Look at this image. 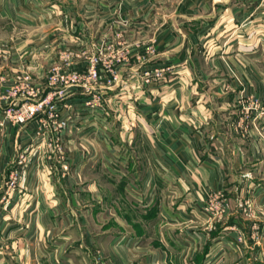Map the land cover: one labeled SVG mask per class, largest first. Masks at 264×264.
Masks as SVG:
<instances>
[{
    "label": "crops",
    "instance_id": "0c3cea01",
    "mask_svg": "<svg viewBox=\"0 0 264 264\" xmlns=\"http://www.w3.org/2000/svg\"><path fill=\"white\" fill-rule=\"evenodd\" d=\"M77 1L65 0L64 32L91 49L102 25L84 18L102 21L105 0H82V10ZM119 1L133 16V42L116 57L117 82L105 91L114 119H106L104 133L89 122L81 139L66 134L78 163L62 177L66 187L56 170H26L25 196L4 201L22 150L45 144L40 131L56 125L41 116L5 127L0 264H102L105 256L109 264H264V115L245 110L247 96L260 100L259 108L264 103V0H192L211 2V9L164 12L168 21L159 27L152 0ZM45 2L0 0V16L36 21L61 12ZM127 42L121 38L120 48ZM40 151L28 158L58 160ZM208 200L219 201L216 210L205 211Z\"/></svg>",
    "mask_w": 264,
    "mask_h": 264
},
{
    "label": "rangeland",
    "instance_id": "374dc122",
    "mask_svg": "<svg viewBox=\"0 0 264 264\" xmlns=\"http://www.w3.org/2000/svg\"><path fill=\"white\" fill-rule=\"evenodd\" d=\"M45 1L48 6L50 4H58L60 6L58 9L61 12L57 13L53 18H44L36 21H32L30 17H18L15 19L14 17L0 16V95L5 93L7 101L6 107L0 112V140H3L5 127L9 123L21 127L41 116H45L44 118L49 123L52 121L56 125L52 128V131L49 129H45V132L40 131L41 135L43 137L46 136L48 139L45 144L42 145L41 141L36 143L34 141L31 144L29 143L24 151L22 150L19 161L15 162V166L11 168V173L5 182L6 193L2 198L4 201L12 200L18 194L25 196V193L21 191V186H24L21 173L26 170L37 168L45 174L50 170L53 172L56 170L59 173L62 188L66 187L62 177L78 164L76 162L74 165L68 155L70 150L65 142L66 134L68 136L75 133L77 138L80 137L81 139L86 136L83 135L84 126L88 125L89 122L94 123L96 127H101L103 133L107 130V126L110 125V121L112 120L111 122H113V116L112 119L108 116L110 113L107 103L109 98L105 91L115 88V83L117 82V80L114 81L117 68L115 65L116 57L121 58L122 53H129L131 48H127V45L128 43L131 45L130 42H133L130 30L133 16L128 12L122 13V3L119 0L115 2L105 0V3L102 4V9H99L102 10V21L98 17L94 18L97 21L92 18H84L89 25L94 23L96 27H98V24L102 25L100 26L102 27V34L93 35L95 42L92 43L91 49L88 47L90 44L87 45V43L81 42V36L75 40L66 36L64 32L66 23L63 22L66 18L62 16L64 13L63 7L66 6L65 0ZM84 3V1L78 0L75 4L79 7L76 8L84 9ZM196 7H199V11L210 10L211 2L206 4L205 2L195 3L192 0H152L150 5L151 10L155 13L154 21L158 27L161 22L168 21L165 16L167 14H164V12L168 13L170 11L173 14L181 10V12L186 11L188 16L195 13ZM109 13H111L112 17H107ZM174 17L171 16V19H174ZM80 20L83 19L76 16L75 21ZM100 21L102 24L99 23ZM238 27L240 28L241 26L239 25ZM121 29H124V31L121 32ZM82 34L85 35V32ZM99 38H102L101 43H97ZM121 38L125 42L126 40L128 41L124 49L120 48ZM152 49L154 51L151 49L149 51L156 54L157 47L155 44L152 45ZM92 58H96L95 61H98L96 68L100 79L97 81L92 80L88 83L85 78L89 74L90 67L93 66ZM82 62L85 63V68L77 69L75 65ZM76 74L81 79L76 78L73 80L72 77ZM78 92L85 99H74V97L76 98L79 95L77 94ZM99 92L104 99L103 111L100 116L90 113L86 104L87 98H91L93 93ZM49 95L52 96H50V100L53 105H56V108L52 109L49 107V109L47 107L45 111L37 112L25 122H18L15 119L16 114L23 109L26 103L38 101ZM71 97H73L72 100H70ZM246 99L249 101L246 105L247 107H245L247 113L260 109L258 112L264 115V103L261 102V107L259 108L258 102L260 100L258 101L257 98L255 99L251 96H247ZM47 105H50V103H47ZM65 108H71L70 114L65 113ZM81 108L88 111L84 116L80 112ZM106 119L107 122L109 121L108 125ZM60 121H64L65 125L62 126ZM40 150L45 155H57L58 160H53L50 163L48 160L28 158L30 152L41 153ZM50 150L53 152L51 153ZM107 165L109 169H113V166L103 158L102 171L109 172ZM218 200L222 202L221 199ZM218 200H208L209 204L205 206V211L216 210ZM238 234L237 240L239 244L243 245L246 241V235L239 229ZM108 261V256L102 257V264H109Z\"/></svg>",
    "mask_w": 264,
    "mask_h": 264
},
{
    "label": "built area",
    "instance_id": "2783aa9c",
    "mask_svg": "<svg viewBox=\"0 0 264 264\" xmlns=\"http://www.w3.org/2000/svg\"><path fill=\"white\" fill-rule=\"evenodd\" d=\"M96 59V58H95ZM95 59L92 58V64L93 66L90 67L89 71H88V76L87 74H85L87 76V78H85V80L87 79L88 83L90 81H97L100 79V75L98 73V70H97V66H98V61H95ZM81 79V78H78L77 74L74 75V77H72L73 80L75 79ZM102 79V78H101ZM117 80V77L115 76V79L114 81ZM101 93H93L91 98H87L86 100H88L86 102L87 106L89 107L88 110L90 113H93L94 115H98L100 116V114H102V111H103V104H104V99L102 98V95H100ZM51 95H49L48 97H45V98H41L39 99L38 101H35V102H32V103H26L23 107V109L21 111H19L16 116H15V119L18 121V122H25L29 117H33L37 112H40V111H45V109L48 107L50 108H56V105H53L51 103V100L50 97ZM85 99V98H84ZM47 103H50V105H47ZM49 108V109H50ZM71 110V108H70ZM11 112V111H10ZM60 124L63 126L65 125V122L64 121H60ZM60 125V126H61Z\"/></svg>",
    "mask_w": 264,
    "mask_h": 264
}]
</instances>
